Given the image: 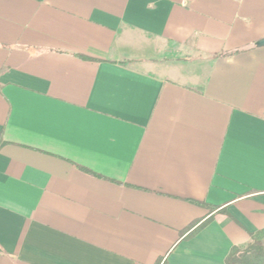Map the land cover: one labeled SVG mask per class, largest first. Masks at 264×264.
I'll return each instance as SVG.
<instances>
[{
    "label": "crops",
    "instance_id": "1",
    "mask_svg": "<svg viewBox=\"0 0 264 264\" xmlns=\"http://www.w3.org/2000/svg\"><path fill=\"white\" fill-rule=\"evenodd\" d=\"M263 39L264 0H0V264L247 247L264 230Z\"/></svg>",
    "mask_w": 264,
    "mask_h": 264
},
{
    "label": "trees",
    "instance_id": "2",
    "mask_svg": "<svg viewBox=\"0 0 264 264\" xmlns=\"http://www.w3.org/2000/svg\"><path fill=\"white\" fill-rule=\"evenodd\" d=\"M209 221L202 222L194 232L201 231ZM231 250L226 264H264V230L251 234V243L247 247H235Z\"/></svg>",
    "mask_w": 264,
    "mask_h": 264
},
{
    "label": "water",
    "instance_id": "3",
    "mask_svg": "<svg viewBox=\"0 0 264 264\" xmlns=\"http://www.w3.org/2000/svg\"><path fill=\"white\" fill-rule=\"evenodd\" d=\"M257 46L264 47V39L262 41L258 42Z\"/></svg>",
    "mask_w": 264,
    "mask_h": 264
}]
</instances>
